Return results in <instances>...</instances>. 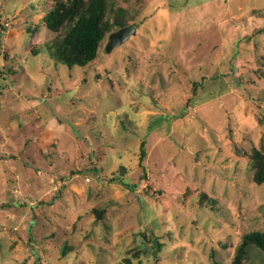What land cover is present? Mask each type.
Returning <instances> with one entry per match:
<instances>
[{"label": "rangeland", "instance_id": "1", "mask_svg": "<svg viewBox=\"0 0 264 264\" xmlns=\"http://www.w3.org/2000/svg\"><path fill=\"white\" fill-rule=\"evenodd\" d=\"M73 1L0 0V264H231L264 233V0H108L135 35L83 68L44 23Z\"/></svg>", "mask_w": 264, "mask_h": 264}, {"label": "trees", "instance_id": "2", "mask_svg": "<svg viewBox=\"0 0 264 264\" xmlns=\"http://www.w3.org/2000/svg\"><path fill=\"white\" fill-rule=\"evenodd\" d=\"M46 26L57 32L65 27L62 39H55L50 55L60 64L83 68L92 62L103 39L109 34L128 26L124 11L114 9L108 0H74L67 7L63 4L50 11L45 17ZM145 157L143 143L140 159ZM252 180L264 185V156L253 151L251 155ZM254 246L264 254V233L252 231L242 235L231 264H242L248 247Z\"/></svg>", "mask_w": 264, "mask_h": 264}, {"label": "water", "instance_id": "3", "mask_svg": "<svg viewBox=\"0 0 264 264\" xmlns=\"http://www.w3.org/2000/svg\"><path fill=\"white\" fill-rule=\"evenodd\" d=\"M135 27L133 25H128L126 27L120 28L119 30L108 35L107 44L105 46V52L110 53L115 48L124 44L131 36L135 35ZM153 245L156 252L158 251L157 240H153Z\"/></svg>", "mask_w": 264, "mask_h": 264}]
</instances>
